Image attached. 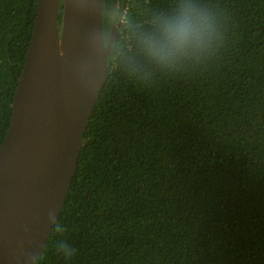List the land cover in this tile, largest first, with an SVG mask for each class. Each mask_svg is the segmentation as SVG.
<instances>
[{
  "label": "trees",
  "instance_id": "16d2710c",
  "mask_svg": "<svg viewBox=\"0 0 264 264\" xmlns=\"http://www.w3.org/2000/svg\"><path fill=\"white\" fill-rule=\"evenodd\" d=\"M36 2L0 0V145ZM118 4L103 3L108 76L34 264H264V0Z\"/></svg>",
  "mask_w": 264,
  "mask_h": 264
},
{
  "label": "water",
  "instance_id": "95a60500",
  "mask_svg": "<svg viewBox=\"0 0 264 264\" xmlns=\"http://www.w3.org/2000/svg\"><path fill=\"white\" fill-rule=\"evenodd\" d=\"M103 3L36 2L0 145V264H34L62 209L116 37L104 44Z\"/></svg>",
  "mask_w": 264,
  "mask_h": 264
},
{
  "label": "flooded vegetation",
  "instance_id": "af4514ba",
  "mask_svg": "<svg viewBox=\"0 0 264 264\" xmlns=\"http://www.w3.org/2000/svg\"><path fill=\"white\" fill-rule=\"evenodd\" d=\"M60 4H61V1H60ZM118 6H120L119 4L117 5V7ZM61 10V9H60ZM103 15V14H102ZM114 17V16H113ZM113 17L111 18V19H113ZM104 18V17H103ZM120 21V20H119ZM117 24L115 23V26H116ZM105 21H104V19H103V37H104V44L106 45L107 44V40L105 39V35L107 34V39H108V36H109V31H110V29H109V31H107V29H105ZM113 26V25H112ZM117 27V26H116ZM111 28V27H110ZM106 40V41H105Z\"/></svg>",
  "mask_w": 264,
  "mask_h": 264
},
{
  "label": "rangeland",
  "instance_id": "374dc122",
  "mask_svg": "<svg viewBox=\"0 0 264 264\" xmlns=\"http://www.w3.org/2000/svg\"><path fill=\"white\" fill-rule=\"evenodd\" d=\"M119 5L121 6V0H119ZM122 15H123V11H122ZM121 17V16H120ZM120 20V19H119ZM105 27V29H107V27H106V25L104 26ZM115 29H116V26H115ZM105 39L107 40V34L105 35ZM105 40V41H106Z\"/></svg>",
  "mask_w": 264,
  "mask_h": 264
}]
</instances>
